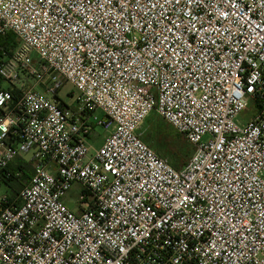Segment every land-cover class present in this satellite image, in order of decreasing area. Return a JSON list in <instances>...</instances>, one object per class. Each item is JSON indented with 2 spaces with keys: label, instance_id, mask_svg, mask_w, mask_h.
<instances>
[{
  "label": "built area",
  "instance_id": "obj_1",
  "mask_svg": "<svg viewBox=\"0 0 264 264\" xmlns=\"http://www.w3.org/2000/svg\"><path fill=\"white\" fill-rule=\"evenodd\" d=\"M9 34L0 170L32 173L0 194V264H264V0H0ZM151 113L180 169L141 139Z\"/></svg>",
  "mask_w": 264,
  "mask_h": 264
},
{
  "label": "rangeland",
  "instance_id": "obj_2",
  "mask_svg": "<svg viewBox=\"0 0 264 264\" xmlns=\"http://www.w3.org/2000/svg\"><path fill=\"white\" fill-rule=\"evenodd\" d=\"M28 85H32V81L28 82ZM77 92L74 90L72 85L68 82L63 83L61 89L59 90L57 97L64 101L68 106H74ZM252 103L248 105V109L243 112L239 120L241 122L246 121L251 115ZM97 115H101L100 111H97ZM140 132H142V137H145L147 141L154 145L155 151L163 149L165 151V156L175 155L176 160L179 165L186 164L192 155L193 149L191 145L188 144L186 139L178 134L174 129H172L166 122L161 120L155 113H151L147 120L141 125ZM108 134V131L104 130L102 127L96 126L94 128V138L90 141L93 148H98L102 143L104 137ZM143 140V139H142ZM158 154V153H157ZM22 164L31 169L30 156H22ZM171 157V156H169ZM169 159V158H168ZM19 160V159H18ZM18 190L20 185L14 181L9 182V186H14ZM5 183L0 184V194H9V187ZM81 189L78 184H74L70 191L68 192L66 198L64 199L66 205L73 211L76 212L78 209L77 197ZM86 203H82L85 206Z\"/></svg>",
  "mask_w": 264,
  "mask_h": 264
},
{
  "label": "trees",
  "instance_id": "obj_3",
  "mask_svg": "<svg viewBox=\"0 0 264 264\" xmlns=\"http://www.w3.org/2000/svg\"><path fill=\"white\" fill-rule=\"evenodd\" d=\"M15 46H16V42H15L14 37L11 34L7 35V37H5V38L0 37V48L12 49ZM142 139L145 143L150 145L155 151L154 145H151V143L149 141H147L146 138L144 139L142 137ZM157 153H158L157 155H159L160 157L166 158L168 160V162L176 169H180L181 167H183L185 165V163L183 165H179L177 160H176L175 155H168V156L164 157L166 154H165V151L163 149H161V150L158 149ZM169 156H171V157H169ZM5 173H9L10 176L6 177ZM17 173H19V174L15 175ZM31 173H32L31 169H29L28 166L25 167L22 164V162L20 161V162H18V165H16V166L10 165L5 170H3V171L0 170V184H1V182H3L6 185H8L10 181H14L20 185V188L18 190L13 188L16 186V184L14 186L8 185L9 190H10L8 196L11 199H13L18 194L19 190L22 189L27 184Z\"/></svg>",
  "mask_w": 264,
  "mask_h": 264
},
{
  "label": "crops",
  "instance_id": "obj_4",
  "mask_svg": "<svg viewBox=\"0 0 264 264\" xmlns=\"http://www.w3.org/2000/svg\"><path fill=\"white\" fill-rule=\"evenodd\" d=\"M143 138L145 139V137H143ZM20 161H21L20 159L16 161L17 165H18V162H20Z\"/></svg>",
  "mask_w": 264,
  "mask_h": 264
}]
</instances>
